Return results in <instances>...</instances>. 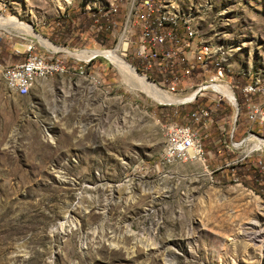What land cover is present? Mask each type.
<instances>
[{
  "label": "rangeland",
  "instance_id": "1",
  "mask_svg": "<svg viewBox=\"0 0 264 264\" xmlns=\"http://www.w3.org/2000/svg\"><path fill=\"white\" fill-rule=\"evenodd\" d=\"M138 1L0 0V20L20 23L0 28V64L30 52L67 66L73 55L111 51L121 40L134 68L140 19L129 9ZM159 6L193 27L192 49L202 43L214 52L235 102L246 81L264 83V0ZM90 9L110 16L90 20ZM111 20L98 45L95 27ZM92 63L101 87L53 74L19 96L0 75V264H264V146L256 149L264 128L222 102L202 131L183 110L202 79L182 77L169 94L166 81L135 69L164 101L131 85L105 56ZM203 93L195 102L212 105L215 93ZM253 103L264 109V98ZM168 122L209 132L203 160L158 164Z\"/></svg>",
  "mask_w": 264,
  "mask_h": 264
},
{
  "label": "built area",
  "instance_id": "2",
  "mask_svg": "<svg viewBox=\"0 0 264 264\" xmlns=\"http://www.w3.org/2000/svg\"><path fill=\"white\" fill-rule=\"evenodd\" d=\"M157 6L158 0H139L129 9V12L140 19L139 45L134 56L140 64V71L148 72L150 79L160 85L166 81L168 86L163 90L169 94L175 91L182 77L191 79L195 76L202 79L195 85V90L189 95L190 99L187 101L190 102L189 104H194V108L187 114V119L193 124L205 127L206 123L211 121L213 109L215 108L216 111L222 102H226L225 104L231 108L234 109L238 105L239 110L244 111L245 120L249 126L256 124L264 128V109H261L257 103H253L259 98H264V83L254 84L249 80L246 81L240 89L241 103L235 102L228 84L220 83L221 77L228 70L216 61L214 52L203 50L202 43H198L197 48L192 49L195 37L193 27L183 21H178V26H171V23H167L170 12L166 14V19H159ZM99 15L106 21L110 16ZM94 21V24H97V20L94 19ZM114 24L112 20L109 22L111 28ZM100 26L101 23H98L96 28ZM73 52L78 51L74 49ZM93 58L94 55L83 58L73 55V60L76 62L66 66L62 58L53 54L48 56L29 52L18 62L6 65L11 81L19 88V95L25 96V80L29 74L52 76L60 73H76L88 75L91 82L102 83L99 68L92 63ZM151 76L159 77V79H153ZM207 89L215 93L212 105L196 103V96L204 97L203 92ZM225 91L229 92L232 98H228ZM161 128L166 140V149L158 157V164L167 165L176 160L186 159L203 160L204 151L197 129L191 125L176 122L165 123ZM211 173L212 171H207L210 182L213 181Z\"/></svg>",
  "mask_w": 264,
  "mask_h": 264
},
{
  "label": "bare ground",
  "instance_id": "3",
  "mask_svg": "<svg viewBox=\"0 0 264 264\" xmlns=\"http://www.w3.org/2000/svg\"><path fill=\"white\" fill-rule=\"evenodd\" d=\"M168 12H163L161 11V7L159 6V0H158V6H157V17L159 19H166V14ZM167 23H171V26H178V19L176 16L172 15V13L170 12L169 15L167 16ZM15 26H20V23H18L17 21H2L0 20V28L5 30L8 29L10 27H15ZM27 32H30V34L34 37L39 38V40L41 41V43H43L47 48L49 49H54L55 47H53V45L51 44V42H48L47 40H44L43 38H41L40 36H37L32 30L30 26H27ZM195 34V32H194ZM126 45L123 44L122 46V42L120 40L118 46L111 51H106L104 53L101 52H92V55H96V54H101L103 56H105L106 58H108L112 64L118 69V71H120L125 78L129 81V83L131 85H133L134 87L140 88L144 91H146L149 95L158 98L159 100H164V101H168V97L164 94V92H162L160 89H158L156 86H154L153 83L149 82L147 79L139 76L137 74V72L134 70V68H132L131 66H129L125 60L121 57V52L125 51ZM203 50H210L208 47H202ZM77 57H86L87 53L86 52H82L78 55H76ZM60 74H65V73H60ZM67 74H73V76H81L82 78H84V80L86 82H89L91 85H94L95 87L100 86L101 87V83L100 82H91L89 79L88 75H82V74H76V73H67ZM0 75L2 76V78L5 80L6 84L8 85V87L15 92L16 94L19 95V88L13 84V82L11 81V78L9 77V69L8 67L2 66L0 65ZM50 74H29L25 80V95L28 93V91L34 86L35 82L39 79H43L46 78L47 76H49ZM51 76V75H50ZM81 78V79H82ZM255 84H259V83H255ZM225 94L228 98H232L231 94H229V92L225 91ZM21 96V95H19ZM190 97V96H188ZM45 132L47 133V127H45ZM259 145L264 146V141L260 140L259 144L256 146V149L258 148ZM218 251V248L214 249ZM213 250V251H214ZM219 252V251H218ZM217 253V252H216Z\"/></svg>",
  "mask_w": 264,
  "mask_h": 264
},
{
  "label": "trees",
  "instance_id": "4",
  "mask_svg": "<svg viewBox=\"0 0 264 264\" xmlns=\"http://www.w3.org/2000/svg\"><path fill=\"white\" fill-rule=\"evenodd\" d=\"M99 11V14H102L105 12V10H98V9H90V13H88V18L90 20H92V13L94 12H98ZM105 15V14H104ZM104 18L101 17L100 21H103ZM101 23V26L99 28H96L95 27V31L97 32V34L95 35L96 38H97V42H98V45H101L102 44V41L103 40H106L108 38V34L110 32V25L109 23L107 22H100ZM133 62V66L134 68L137 70V71H140V64L138 63V61H132ZM149 77V76H148ZM150 78V77H149ZM151 78L153 79H159V77H153L151 76ZM241 98H238V102L239 104L241 103ZM197 103V102H196ZM187 106V105H186ZM189 107L188 108H184L183 110L184 111H187L186 114L189 113L190 110H192L194 108V104H191V105H188ZM222 105H219V108H221ZM181 111V110H179ZM178 110L174 109V110H171L170 113H177L179 112ZM202 143V142H201Z\"/></svg>",
  "mask_w": 264,
  "mask_h": 264
},
{
  "label": "crops",
  "instance_id": "5",
  "mask_svg": "<svg viewBox=\"0 0 264 264\" xmlns=\"http://www.w3.org/2000/svg\"><path fill=\"white\" fill-rule=\"evenodd\" d=\"M16 62H18V61H16ZM13 63H15V62H13ZM9 64H12V63H9ZM1 65V64H0ZM5 67H7V66H5ZM74 78H82L81 76H74ZM83 80H84V78H82ZM85 81V80H84ZM209 123L210 122H207L206 123V125H205V127H200V129H203L202 131H205L206 130V128H207V126L209 125ZM200 135V134H199ZM209 135V132H206V133H203L202 135H200V138L202 139V141H205V139H203V137H206V136H208ZM202 136V137H201Z\"/></svg>",
  "mask_w": 264,
  "mask_h": 264
},
{
  "label": "water",
  "instance_id": "6",
  "mask_svg": "<svg viewBox=\"0 0 264 264\" xmlns=\"http://www.w3.org/2000/svg\"><path fill=\"white\" fill-rule=\"evenodd\" d=\"M134 70H135V68H134ZM136 71V70H135Z\"/></svg>",
  "mask_w": 264,
  "mask_h": 264
}]
</instances>
